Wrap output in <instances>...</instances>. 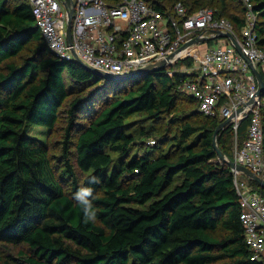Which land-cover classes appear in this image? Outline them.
<instances>
[{
  "label": "trees",
  "instance_id": "16d2710c",
  "mask_svg": "<svg viewBox=\"0 0 264 264\" xmlns=\"http://www.w3.org/2000/svg\"><path fill=\"white\" fill-rule=\"evenodd\" d=\"M143 1L169 13L178 2L187 13L208 7L244 25L240 0ZM252 2L264 50V0ZM179 84L166 69L95 75L49 51L27 0H0V245L12 246L0 264H264L250 258L232 169L212 144L221 119L203 116ZM186 98L194 108L178 103ZM134 116L153 125L134 127ZM261 116L264 130V107ZM36 126L63 128L59 168ZM216 142L233 159L230 126ZM84 187L96 210L88 223L73 198Z\"/></svg>",
  "mask_w": 264,
  "mask_h": 264
},
{
  "label": "built area",
  "instance_id": "2783aa9c",
  "mask_svg": "<svg viewBox=\"0 0 264 264\" xmlns=\"http://www.w3.org/2000/svg\"><path fill=\"white\" fill-rule=\"evenodd\" d=\"M36 26L49 51L65 60L74 55L84 63L121 77L163 62L169 75H177L181 90L195 99L205 117H219L233 130V160L264 179V130L261 110L264 91V50L257 44V16L252 0H240L244 25L237 31L231 20L201 7L192 13L180 3L173 13L158 11L143 0H71V43L66 40L67 13L62 0H27ZM229 33L245 57L234 47ZM247 121L246 137L238 131ZM150 144L154 140L149 141ZM241 208L244 240L252 260H264V195L249 178L232 170Z\"/></svg>",
  "mask_w": 264,
  "mask_h": 264
},
{
  "label": "water",
  "instance_id": "95a60500",
  "mask_svg": "<svg viewBox=\"0 0 264 264\" xmlns=\"http://www.w3.org/2000/svg\"><path fill=\"white\" fill-rule=\"evenodd\" d=\"M62 5H63V7L67 13L66 40H67L68 44H70L71 43V22H72V1L71 0H62ZM224 35L231 38L232 44L234 45V47L250 63L249 59L244 55V53H243L242 49L240 48V46L238 45L237 41L229 33H226ZM72 53L74 55V58L71 61L78 63L82 68L86 69L87 71H89L95 75H98L102 78H105V79H112V80L130 79V78H133L136 76H142V75H145L146 73H152V72L160 71V70H163L166 68V64H164L163 62H158V63H154L151 65L142 67V68H138L134 71L123 73L121 77H118V76H115L111 72L99 70L95 67H92V66L84 63L83 61H81L77 57V55L73 51H72ZM251 67H252L253 73H254L255 78L257 80V83H258V88H259L258 89V95H260L264 91L263 80H262L260 73L252 65H251ZM226 122H227V120L220 122L217 125V127L213 133L212 144H213L214 150L217 154V158L219 159V161L226 163L232 170H236V171L242 173L244 176L248 177L250 180L257 183L261 189H264V179H262L261 177H259L258 175H256L252 171H250L247 167L236 163L233 159L227 158L225 156V154L218 147L217 142H216V136H217L218 132L225 126Z\"/></svg>",
  "mask_w": 264,
  "mask_h": 264
},
{
  "label": "rangeland",
  "instance_id": "374dc122",
  "mask_svg": "<svg viewBox=\"0 0 264 264\" xmlns=\"http://www.w3.org/2000/svg\"><path fill=\"white\" fill-rule=\"evenodd\" d=\"M178 103L183 104V105H187L189 107V109L194 108L193 104L191 102H189L187 100V98L183 99L181 101H178ZM130 121H132V123L134 124V127L141 126L142 128L144 127V128L150 129L151 125H153V122L146 121L143 118L141 120L137 116L130 118ZM165 122H166V120H162L160 123L155 124V127H157V128L162 127V125ZM61 125H63V124H61ZM60 129L61 128L58 127L57 130L55 132H53L52 130H46L43 127L36 126L30 132V134L32 136H35V137L39 138L40 140L46 139L49 142V146H50L49 154H50V157H51L52 162L54 163L56 169L59 168V166L62 164V163H60V160H61V140H62L63 128L61 130ZM72 159H73V163H74L73 156H72ZM77 176H78V178H82L83 174L80 173L79 171H77ZM4 247H12V246L11 245L8 246L7 244L0 245V249H4ZM15 247H19V246H15Z\"/></svg>",
  "mask_w": 264,
  "mask_h": 264
},
{
  "label": "clouds",
  "instance_id": "9594fccd",
  "mask_svg": "<svg viewBox=\"0 0 264 264\" xmlns=\"http://www.w3.org/2000/svg\"><path fill=\"white\" fill-rule=\"evenodd\" d=\"M97 182L98 180L96 177H92L89 180L90 184H94ZM73 198L82 211L83 222L88 223L89 221H94L96 219V210L93 205V189L90 187L80 188L77 192L74 193Z\"/></svg>",
  "mask_w": 264,
  "mask_h": 264
}]
</instances>
